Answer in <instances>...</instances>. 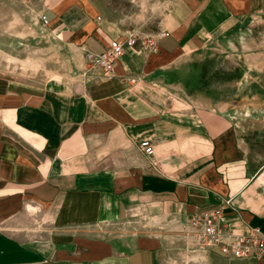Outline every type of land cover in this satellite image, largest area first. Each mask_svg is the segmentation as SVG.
Instances as JSON below:
<instances>
[{"label":"crops","instance_id":"obj_1","mask_svg":"<svg viewBox=\"0 0 264 264\" xmlns=\"http://www.w3.org/2000/svg\"><path fill=\"white\" fill-rule=\"evenodd\" d=\"M160 29L106 73L86 54L126 33L91 0H0V264H264L190 225L264 233V0H169Z\"/></svg>","mask_w":264,"mask_h":264},{"label":"built area","instance_id":"obj_2","mask_svg":"<svg viewBox=\"0 0 264 264\" xmlns=\"http://www.w3.org/2000/svg\"><path fill=\"white\" fill-rule=\"evenodd\" d=\"M41 21L46 24L44 15ZM155 36H139L135 31H128L124 40L115 39L101 53L87 52L86 57L90 66L100 67L104 72H111L114 64L124 52V46H133L138 40H142L145 49L151 48L155 43ZM131 83L136 78L129 79ZM140 147L146 154L153 153V144L149 139H143ZM229 202V200H228ZM224 214L221 208H215L211 212L194 215L190 218V225L197 231V240L205 246H219L225 255L236 257L250 254L261 255L264 252V233L258 228H252L247 233L231 234L230 226L223 221Z\"/></svg>","mask_w":264,"mask_h":264},{"label":"rangeland","instance_id":"obj_3","mask_svg":"<svg viewBox=\"0 0 264 264\" xmlns=\"http://www.w3.org/2000/svg\"><path fill=\"white\" fill-rule=\"evenodd\" d=\"M93 3L99 6L100 9L114 22L119 24L121 28L127 33L128 31H135L139 36L145 35L154 36L161 31V23L164 17L166 8L168 7L169 0H91ZM198 55H209L212 52L209 49H203L200 52H196ZM228 52H225V54ZM191 58L190 60H193ZM190 62V61H188ZM186 66V62L183 63ZM204 76L208 74H179V77L173 79L178 85L183 84L184 88L190 87L200 89L204 86L208 79ZM229 81V74H228ZM182 83V84H180ZM176 85V86H178ZM198 89L195 90L197 93ZM193 92V91H191ZM184 95V94H183ZM182 97V96H180ZM195 101H201L203 95L194 94L190 96ZM25 241H30L29 234L26 229L14 230Z\"/></svg>","mask_w":264,"mask_h":264}]
</instances>
